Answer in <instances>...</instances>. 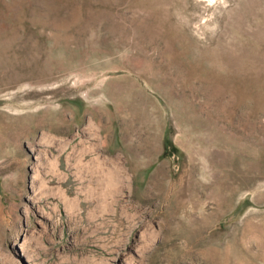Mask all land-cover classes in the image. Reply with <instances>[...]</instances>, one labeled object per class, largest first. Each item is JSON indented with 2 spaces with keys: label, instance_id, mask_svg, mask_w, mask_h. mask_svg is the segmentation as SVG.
<instances>
[{
  "label": "rangeland",
  "instance_id": "1",
  "mask_svg": "<svg viewBox=\"0 0 264 264\" xmlns=\"http://www.w3.org/2000/svg\"><path fill=\"white\" fill-rule=\"evenodd\" d=\"M0 264H264V0H0Z\"/></svg>",
  "mask_w": 264,
  "mask_h": 264
}]
</instances>
